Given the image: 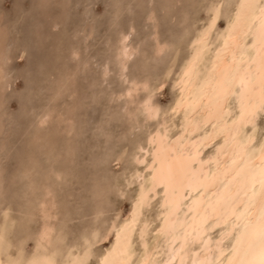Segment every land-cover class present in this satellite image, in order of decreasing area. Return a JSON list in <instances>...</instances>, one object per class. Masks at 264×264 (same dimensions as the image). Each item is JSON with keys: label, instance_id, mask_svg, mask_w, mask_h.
<instances>
[{"label": "rangeland", "instance_id": "rangeland-1", "mask_svg": "<svg viewBox=\"0 0 264 264\" xmlns=\"http://www.w3.org/2000/svg\"><path fill=\"white\" fill-rule=\"evenodd\" d=\"M215 2L222 5L221 27L233 0H0V210L8 203L14 212L13 237L40 227L37 203L49 183L59 205L51 222L62 220L56 226L65 234L69 228L67 240L78 243L80 235L98 231L95 249L108 245L111 220L126 218L136 191L127 175L138 143L161 119L146 121L138 103L150 92L163 109L172 104L189 40ZM123 34L134 51L122 70L116 52ZM144 79L148 88L124 95L130 81ZM45 114L50 121L38 125ZM260 114L263 127L264 110ZM155 202L146 208L149 219Z\"/></svg>", "mask_w": 264, "mask_h": 264}, {"label": "bare ground", "instance_id": "bare-ground-1", "mask_svg": "<svg viewBox=\"0 0 264 264\" xmlns=\"http://www.w3.org/2000/svg\"><path fill=\"white\" fill-rule=\"evenodd\" d=\"M262 2L233 0L222 26H217L220 8L210 27L212 6L219 4L213 3L177 69L172 104L163 109L150 92L138 103L146 121L161 119L133 152L136 165L127 181L137 185L136 191L126 218L111 220L108 245L95 249L100 241L98 231L79 233L78 243L68 241L69 228L65 234L56 226L60 220L55 225L51 222L59 205L51 192L55 188L48 183L42 186L44 194L37 203L41 223L34 234L21 239L15 234V240L14 212L5 207L8 203L1 207L0 264H89L94 257V264H229L233 235L243 232L249 222L257 223L264 210V126L258 125L264 110V15L258 7ZM129 46L123 34L116 52L122 70L133 55ZM148 87V80H132L123 93L131 97ZM40 119L38 125L42 126L51 118L45 114ZM36 198L33 201L38 202ZM154 202L156 215L152 218V213L149 219L145 211ZM24 212L28 214L26 209ZM209 222L211 228L206 227ZM29 237L33 239L30 249L26 248Z\"/></svg>", "mask_w": 264, "mask_h": 264}, {"label": "snow or ice", "instance_id": "snow-or-ice-1", "mask_svg": "<svg viewBox=\"0 0 264 264\" xmlns=\"http://www.w3.org/2000/svg\"><path fill=\"white\" fill-rule=\"evenodd\" d=\"M222 5H213V15L210 18V27L215 23L216 16L220 12ZM262 15H264V2L258 5ZM139 203V201H138ZM213 224L209 222L206 227L211 228ZM235 243L232 244L233 259L229 264H264V210L261 211L259 221L245 225V230L239 234H234ZM232 243V241H229ZM17 264H20L18 261ZM34 264V262H29Z\"/></svg>", "mask_w": 264, "mask_h": 264}]
</instances>
